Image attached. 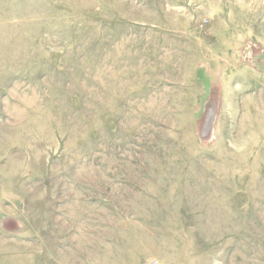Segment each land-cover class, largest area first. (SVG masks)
Masks as SVG:
<instances>
[{
    "label": "rangeland",
    "instance_id": "obj_1",
    "mask_svg": "<svg viewBox=\"0 0 264 264\" xmlns=\"http://www.w3.org/2000/svg\"><path fill=\"white\" fill-rule=\"evenodd\" d=\"M0 264H264V0H0Z\"/></svg>",
    "mask_w": 264,
    "mask_h": 264
}]
</instances>
